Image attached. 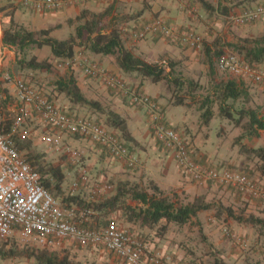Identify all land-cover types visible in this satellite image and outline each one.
I'll list each match as a JSON object with an SVG mask.
<instances>
[{
	"label": "built area",
	"instance_id": "2783aa9c",
	"mask_svg": "<svg viewBox=\"0 0 264 264\" xmlns=\"http://www.w3.org/2000/svg\"><path fill=\"white\" fill-rule=\"evenodd\" d=\"M37 12L60 10L80 6L88 2L113 3L115 0H13ZM229 19L236 25L251 24L264 20V4L233 13ZM161 36L180 46L199 48L203 38L194 31L183 30L157 17L134 33V40ZM87 77L102 81L109 89L121 93L136 106L147 109L151 115L156 140L173 155L184 177L199 186L209 183L229 188L253 198L264 199V188L253 181L247 173L238 170L206 168L194 160L193 147L189 141L164 122L160 104L148 96L139 86L130 85L123 77L103 68L98 62H79ZM220 69L229 71L253 82L264 85V68L247 64L238 54L222 57ZM17 87V112L13 117L11 132L6 134V115L0 107V241L16 238L20 241L50 249L63 242H74L81 247H100L112 254L122 264H185L150 249L148 242L122 228L115 218L106 224L95 222L97 212L90 207L70 208L55 198L41 183L40 173L22 156L14 135L31 119H38L53 131L66 133L100 145L108 155L129 168L140 165V158L132 152L121 136L108 127L88 117L71 113L51 102L44 93L22 79H15ZM51 151H60L58 139H43ZM83 154V153H82ZM80 152L73 153L79 162ZM81 184L75 182L73 190L87 186V170L80 167ZM111 184L97 185L89 203L99 202L113 190ZM228 237L235 235L224 228Z\"/></svg>",
	"mask_w": 264,
	"mask_h": 264
},
{
	"label": "rangeland",
	"instance_id": "374dc122",
	"mask_svg": "<svg viewBox=\"0 0 264 264\" xmlns=\"http://www.w3.org/2000/svg\"><path fill=\"white\" fill-rule=\"evenodd\" d=\"M224 1L233 4L232 7H236L238 5L237 3H239L240 0ZM203 10L205 9L203 8ZM53 22L54 21H47L46 23H42V26L46 25L47 27H49L54 24ZM225 22L228 23L230 27L231 24H233L232 21H230L229 19L225 20ZM232 27L237 28L236 25H232ZM258 27L259 29L264 28L261 25H259ZM258 30H255V33H258ZM222 31L223 30H221V32ZM231 31L234 34L237 33L234 29ZM74 33L75 27L74 29H68V27H66L64 30H60L52 36L59 40H64ZM220 38L223 41V36H219V39ZM236 41L237 39H233V42ZM225 43L222 42V45L226 46L227 43L230 42ZM12 50L13 53H10L8 55L14 58V65H16V61L19 57V54L16 52V50L11 49V51ZM224 51V57L235 53L232 52L228 47H225ZM32 56H36L41 60L51 61L56 65V69L58 70L59 74L55 72H47L43 70L34 71L29 69L18 72L14 68L12 75L15 76V78L29 81L32 86L40 89L46 97L52 98L54 102L57 101L59 104L66 106L69 111L77 115L88 116L97 122H104L106 116L97 112H93L92 110L84 109L81 107H73L64 95H59L57 92H55V83L59 79V77L67 75V73L72 71V65L70 63L59 62L58 60H54L51 56L50 50L45 49L32 50L28 58ZM176 59L177 58L162 57L159 59V61L155 63H159L165 66L167 70H169L170 62L176 61L178 65L177 71L181 72L182 75L186 78L193 79L199 82L204 87V89L195 93V100L188 99L186 105L177 106L171 104L169 102L168 97H161L160 103L162 106L160 105V107L163 111L165 124L168 126L170 125V127L174 128L183 137V139H186L191 143L193 147L192 151L194 157L199 163L204 165L206 168L220 170L229 168L232 170L243 171L249 174L250 178L253 181L257 182L260 187L264 188V175L260 169L262 162L252 155H246L244 153H241V144L239 141H237L239 137L246 135L241 139V142L245 143L247 146L252 148L264 147V131H260L259 136H250L244 126L247 119L243 120V123L240 126H235V122L219 115L217 106H215L214 108L215 117L212 119L210 124H204L202 118V111H200L199 106L201 101L203 100L204 95L208 93L209 88L214 83V80H212L213 78L209 72L207 62L209 56L205 54V57L203 56V58H201L200 60V63L196 64V66H193V64H183L182 61L178 62V60ZM84 61L96 62L91 58V53H88L86 50H79V53L74 62L79 63ZM214 61L217 81L229 78H236L238 81H243L253 97V103H251V106H264V85L257 84L250 79L243 78L229 71H224L219 67L220 60L218 61L217 59H214ZM77 66L79 67L78 69L80 70V73L85 75L83 67L79 64ZM260 67L264 68V65H260ZM103 68L109 71V68ZM111 69L116 72L114 74L119 73L118 69L114 67ZM137 77L138 76H129L125 77L124 79L130 85L135 86L139 84V82L136 80L139 79ZM144 85L147 90V93L151 96H157L158 94L165 92L163 83L154 84L152 82L147 81ZM110 90L111 89H109L108 87L107 89H105L106 95H109V97L105 96V99L110 98ZM114 92L116 93V96L120 98L121 101L124 99L121 93L116 91ZM86 96L88 98H92L87 93ZM105 108L107 110H113V106L109 105L106 102ZM139 108H141L143 111H140ZM135 109L140 111V114L143 117V120L141 122L142 127L147 126V119L149 120V122H151V115L147 112V109L137 106H135ZM9 114L13 116L15 113L9 112ZM28 123L17 134V139L20 140L21 144L25 145L27 143H30L32 150L38 153L45 154L46 160L48 162H52L53 160H56V158H60L61 156L58 157L57 155L54 158L55 154L49 155L52 151L49 150L46 144L42 143L44 137L47 136L44 127L39 125L37 121L32 122L31 125L30 123ZM148 130L149 132H153L152 124H150ZM62 135H64V138H67L66 140H64V143L68 145V149L65 148V151H63L62 148V145H64L62 136H57V138L59 140L60 147L62 146V151L67 153L66 156L73 155L74 152H80L81 154L83 153L82 156L79 158V162L74 160L72 156L73 160L67 161L65 165V197L67 195H79L85 202H90L94 188L97 185L103 184H111L114 186L113 190L106 196L108 197L110 195H113L117 183L120 182L117 179L115 181L112 180L115 178L113 177L111 171L115 167H119V169L123 168L128 171V173L130 174V178H126V180H129L130 184L132 181L134 182V184L139 185V187L143 189L150 188V176L147 174V171H145L143 168V160L149 156L148 153L142 152L141 150L135 151V149L132 147V144H127L132 152L135 151L134 153L140 158L141 161L139 166L135 168H129L123 165L121 162L112 159L107 153H105L101 149L99 145L95 143H91L86 139H79L77 137L70 136L66 133H62ZM119 136L122 137V134H119ZM136 136L142 144H147L150 142V137L144 138L143 133H137ZM96 149L99 150V159L92 164V159H90V153H94ZM60 151L56 150L55 152ZM25 153L26 151L21 152L23 157ZM171 156L173 155L171 154ZM80 167H83L87 170L89 182L87 186L82 187L78 191L73 190L72 187L74 182H77L78 175L76 176V170L80 169ZM74 169L76 170L74 171ZM170 169L171 175L173 177L177 179L182 178L184 181L187 180L184 177V174L180 170L175 159L172 160L170 164ZM163 177V171L161 168H159L157 170L156 178L162 179ZM187 182L191 181L187 180ZM206 186L212 188L220 185L210 183ZM222 187H219V193L224 190V187ZM149 191L151 192V190ZM164 193L168 198H170L173 202L179 205L193 201L194 198L198 195L197 194L196 196H194V192H191V190L188 189H184V187H168L164 191ZM53 196L59 199L60 201L64 202L63 196H56L55 194H53ZM210 201L216 207L222 204V201L221 199H219V196L214 197L212 200L210 199ZM238 201L241 204L228 205L229 207L234 208L237 214L246 216L253 214L257 217L264 218V199H257L241 194ZM64 204L68 205V203L66 202H64ZM68 207H70V205ZM77 207L85 208L86 205H72L70 208ZM140 207V204L137 203L135 209L139 210ZM128 213L130 215L131 212ZM216 215L217 210L201 213L196 218L191 220V222H189L187 225L180 227L179 229H175L174 233L177 234L175 240L176 244H179L184 252L183 260L181 261H183L185 264H216V262H218L219 264H264V230H261L260 228H254L253 226L247 224H239L235 220L230 218H218ZM112 217H117L119 221L122 222L124 225L127 224V226H130V223L126 222L125 213L123 211H117L111 214L110 216H104L97 212L95 222L104 225ZM172 225L176 226L177 224L173 223ZM131 227L133 231H135V227H137L139 231H142L140 235L144 239H146V241L150 239L151 235H156V233L159 231V227L149 229L143 224H141L140 220H137L136 222L132 223ZM224 228H228L235 235V238L226 236L223 230ZM4 243H8L7 248L14 245L17 246L19 249H42L37 247L36 245L20 241L16 238L9 239L8 241H0V245H3ZM161 244H165L164 241L161 242ZM173 248L177 249L178 246L173 245ZM47 250L57 252L60 256L68 254L72 260L89 264H122L120 260L116 259L112 254L108 253L100 247H81L77 243L70 241L63 242ZM174 256L177 258V255ZM0 264H36V261L34 259L26 258L3 259L0 257Z\"/></svg>",
	"mask_w": 264,
	"mask_h": 264
},
{
	"label": "trees",
	"instance_id": "16d2710c",
	"mask_svg": "<svg viewBox=\"0 0 264 264\" xmlns=\"http://www.w3.org/2000/svg\"><path fill=\"white\" fill-rule=\"evenodd\" d=\"M197 1L203 4L205 8L210 9L211 4L208 1ZM258 1L260 0H243L240 4L249 3L251 5ZM260 4H264V2L258 5ZM245 7L247 9V6ZM225 9H228V7H223L222 12L228 14L229 19L232 13L225 11ZM1 14L3 15L1 16ZM108 15V12L95 13L84 9L75 19L68 21L70 26H75V33L68 39L59 40L52 36V32L54 29L59 28L60 25L32 31L16 21L15 8L12 5L3 6L0 7V29L3 31L2 42L5 46L15 49L19 54L16 67H14L18 72L29 69L58 73L56 65L51 61L41 60L36 56L28 58L30 52L34 49L47 47L50 49L54 60L70 64L75 61L79 50H88L96 55L115 57L118 66L126 74H137L143 80H150L153 83L165 82L171 95V104L177 106L186 105L188 99H196L195 93L204 89L199 82L188 79L177 71L178 65L174 61L170 62V69L167 70L165 66L159 63H150L138 57L132 50L125 47L119 30L111 28L106 21ZM182 29L193 31L187 28ZM171 42L174 43L173 41ZM225 47L237 53L252 67L261 68L260 65H264V35L239 37L236 42L227 43L226 46L222 45V48L217 49L215 52L207 51L209 72L214 83L209 88L208 93L204 95L199 106L200 111H202L203 122L206 125L210 124L215 117L214 108L217 106L219 115L235 122V126H240L243 120L247 119L244 125L247 133L250 136H259L260 131H264V106H251L253 97L243 81H238L236 78L216 80L214 59L219 61L225 56ZM26 82L30 84L29 81ZM139 87L141 88V85ZM55 92L59 95H64L73 107H81L106 116L103 123L100 121L96 122L112 131H119L122 134V140L126 144L134 142L135 139L129 132L127 119L115 110H107L100 101L89 99L80 88L78 77L73 71L59 77L55 83ZM49 100L54 102L52 98H49ZM154 100L158 102L156 99ZM12 123L13 118L6 117L4 130L6 134L11 132ZM245 136L243 135L237 139L241 144L240 152L258 158L262 162L260 169L264 175V147L252 148L247 146L241 142V139ZM14 138L19 150L21 152L26 151L25 160L40 173L43 186L56 196H63L64 202L68 203V205L65 204L67 207L69 205L70 207L72 205H86L104 216L123 211L129 221L140 220L143 225L150 228L159 227V231L156 234L160 237L165 236L168 231V224L174 223L179 226H185L199 214L212 210H217L216 216L218 218H230L239 224H247L264 230V218L253 214L248 216L237 214L234 208L223 204L216 207L213 203L207 201L204 194L196 196L191 202L179 205L168 198L164 191L153 181L150 182L149 189H143L137 184H130L129 181H120L117 183L113 195L105 196L99 202L94 203L85 202L79 195H67L65 197L64 184L66 175L61 165L48 162L46 155L32 150L30 143L21 144L20 140L17 139L18 135H14ZM103 151L106 152L104 149ZM194 160L197 161L195 157ZM226 170L232 169L226 168ZM247 175L249 176V174ZM128 200L139 203L140 209L133 208L128 203ZM128 212H131L130 215ZM7 247L8 243L0 245V257L3 259H34L36 264H89L72 260L68 254L60 256L57 252L43 248L19 249L14 245ZM216 264L219 263L216 262Z\"/></svg>",
	"mask_w": 264,
	"mask_h": 264
},
{
	"label": "crops",
	"instance_id": "0c3cea01",
	"mask_svg": "<svg viewBox=\"0 0 264 264\" xmlns=\"http://www.w3.org/2000/svg\"><path fill=\"white\" fill-rule=\"evenodd\" d=\"M211 4L210 9L204 7L203 4L198 2L197 0H115L113 3H105V2H88L84 5L80 6H69L60 10H46L43 12L34 11L31 8H26L20 3H16L13 0H0V7L12 5L15 8V19L16 21L26 27L29 30L37 31L41 29H47L51 27H57L60 25L59 28L54 29L52 35L57 33L60 30H64L66 27L74 29L75 26H70L68 21L70 19H75L84 9H88L95 13H104L108 12V18L106 21L110 24L111 28L118 29L121 37L123 39L124 45L126 48L132 50L138 57L150 62L155 63L159 61L160 58H177L178 62L182 61L183 64H196L200 63L201 58L205 57L207 51L215 52L217 49L222 48V42H233V39H238L239 37H247V36H261L264 35V28L259 29V25L264 27V20L258 21L257 23L250 24V25H243L238 26L237 28L229 26L225 20L228 19V14H224L222 12L223 7H228L225 11L229 13H238L247 8H252L259 3H263L264 0H260L258 2L252 3H243L240 4L243 0H240L236 7H232L233 4L225 2L224 0H206ZM249 4V5H248ZM203 8L205 10H203ZM3 14H1L2 16ZM162 17L165 18L170 24H173L176 27L190 29L197 32L203 38V44L199 48H187L180 46L179 44L172 43L169 40L161 36H150L147 37L145 40L135 41L134 40V33L140 31L147 23L152 21L154 18ZM47 21H54L53 25L47 27L46 25L42 26V23H46ZM236 30L237 33H232L231 30ZM259 29V30H258ZM111 30V29H110ZM221 30H223L221 32ZM255 30H258V33H255ZM219 36H223V41ZM3 31L0 29V107L4 110L6 117L13 118L17 112V87L15 80H10L9 77L15 78L12 75L14 70V58H12L10 53V47H7L2 42ZM69 38V37H68ZM67 38V39H68ZM65 40V39H64ZM226 44V43H225ZM45 50H50L49 48H43ZM15 50V49H14ZM88 53L90 51L86 50ZM51 52V51H50ZM8 55V56H7ZM91 58L98 62L102 67L109 68L110 72H114L111 68L118 69L121 77H129V76H138L137 74H126L124 73L117 64L115 57L104 56V55H96L91 53ZM176 62V61H175ZM71 69L78 77V84L82 89L83 93H86L91 96L92 98L100 101L104 106L105 102L109 105L113 106V110L118 112L120 115L125 117L129 124V132L131 133L132 137L135 139L134 142H130L132 147L137 150H141L142 152L148 153V157L143 160V168L147 171V174L150 176L151 181L157 184L163 191H165L168 187H175V188H182L191 190L194 192V196L198 195H206L207 201L211 202L214 197L219 196L221 199L222 204L225 206L230 205H239V198L240 193L232 188L222 187L224 190L220 192V186L217 187H209V186H198L195 183L184 181L182 178H175L171 175L170 164L172 160H174L173 156L161 146V144L156 140L154 132L148 130L151 122L147 119V126L142 127V120L143 117L140 114V111H143L141 108L140 111L135 109L130 101L127 99H123L122 101L114 90H110V98L105 99L107 86L98 79H91L87 78L86 75L81 74L78 64L74 61L71 63ZM111 66V68H110ZM71 72V71H70ZM136 79L141 88L147 93L145 88V82H151L150 80H143L140 76ZM17 79V78H15ZM153 83V82H152ZM164 84L165 92L158 94L157 96H150L160 103L161 97H168L169 102L171 99L170 92L167 89V86L164 82H159ZM154 83V84H159ZM58 106L62 107L63 109H67L66 106L59 104L57 101L55 102ZM171 103V102H170ZM115 105V106H114ZM162 106V105H161ZM9 112H14L15 114L11 116ZM146 113V112H145ZM83 116V115H82ZM37 121L39 125L43 126L46 130L47 136H51L52 138L58 139L57 136L61 137L63 140V144L61 147L63 151L65 148L68 149V145L64 143V135L61 132L53 131L46 125H44L40 120L34 118L29 121L30 125L32 122ZM28 123V124H29ZM170 126V125H169ZM118 134H121L119 131L113 130ZM143 133L144 138L150 137V142L147 144H142L136 134ZM42 143L46 144L44 140ZM61 148L60 152L52 151L49 155L55 154L60 158H56L53 160L52 163L56 165H61L64 170L66 168L67 161H71L72 155L66 156V152H63ZM102 149V148H101ZM103 150V149H102ZM101 150V151H102ZM134 151V152H135ZM68 152V151H67ZM152 152V154H151ZM63 153V154H62ZM106 153V152H105ZM65 154V155H64ZM85 154V151H84ZM108 154V153H107ZM90 159H92V164L95 163L99 159V150L96 149L95 152L90 153ZM108 161V160H107ZM161 168L164 174L162 179H157L156 174L157 170ZM76 169H74L75 171ZM77 181L81 184V173L80 170H76ZM113 177L118 181H129L126 178L129 177V173L126 169L115 167L111 171ZM66 175V173H65ZM131 181V179H130ZM75 183V182H74ZM131 184L134 182L131 181ZM82 186L79 188V190ZM221 188V189H222ZM78 190V191H79ZM197 195V196H198ZM129 204L135 208L137 205L136 201L128 200ZM118 220L120 226L124 228L126 231L133 235H140L142 231H139L137 227H135V231L131 228L132 223L135 221H129L127 216L125 215L126 222L130 223V226L127 224H123L119 221L117 217H112ZM238 223V222H237ZM142 224V222H141ZM168 224V231L165 233L164 237H160L157 234L151 235L150 239L147 240L149 247L151 250L166 255L167 257H172L176 260H183L184 252L179 244H176V236L177 234L174 233L176 228H180L183 226H173ZM145 226V225H144ZM149 229H152L146 226ZM242 229V228H241ZM238 230V229H237ZM243 230V229H242ZM246 232V230H245ZM147 234V233H146ZM153 234V233H151ZM241 234V233H240ZM148 235V234H147ZM165 244H161L163 242ZM173 245H177L178 248L174 249ZM177 255V258L174 256ZM183 262V261H182Z\"/></svg>",
	"mask_w": 264,
	"mask_h": 264
}]
</instances>
